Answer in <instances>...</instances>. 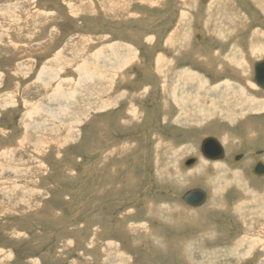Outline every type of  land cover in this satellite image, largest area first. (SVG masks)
<instances>
[{
  "label": "rangeland",
  "instance_id": "rangeland-1",
  "mask_svg": "<svg viewBox=\"0 0 264 264\" xmlns=\"http://www.w3.org/2000/svg\"><path fill=\"white\" fill-rule=\"evenodd\" d=\"M71 1L91 5L87 12L73 15L65 0H0V5L9 3L18 10L14 12L17 19L0 13V154L9 150V157L0 156V199L13 198L9 212L0 213V264H110L105 259L108 244L125 264H264V249L260 253L256 245L258 240L264 242V229L258 228L264 227V218L255 213L253 222H247L253 233H247L234 214L237 205L245 212L256 211L264 195V174L253 172L264 154V99L254 97L261 89L249 80L252 64L264 57V32L254 38L262 51L247 49L250 30L258 26L264 31L263 18L252 11L249 0H230L251 18L250 24L255 20L252 27L249 24L243 33L237 32L236 56L228 46L221 48L218 41L210 40L203 28L210 0ZM250 1L264 15V0ZM160 3L162 9L155 7ZM219 8L214 12H220ZM25 11L31 12L30 18ZM236 12L241 29L245 16ZM181 14L187 23L194 22L186 25L189 50L170 52L169 36L163 46L165 36ZM150 35L155 37L150 40L153 43ZM123 43L133 45L139 55ZM175 43L181 46L182 41ZM115 44L134 52L136 61L121 64L116 60L110 67L107 62L98 63L92 72L95 77L101 74L96 78L101 89L95 83L80 84L82 72L77 67L84 60H89L87 65L99 62L95 55H108L107 47L115 51ZM216 47L221 49L219 55L212 53ZM159 55L170 60L174 72L197 74L203 91L211 87L209 81L236 75L243 84L247 80L250 88L224 79L231 85L230 93L190 124L178 118L174 94L169 95L165 87L174 82V75L162 83L155 71ZM229 55L236 56L237 62L224 66ZM117 66L108 86L103 75ZM190 87V92H197ZM41 102L54 109L62 102L73 103L75 113L71 116L69 110L70 116L66 115L68 120L77 117L70 124L75 128L73 138L62 139L67 123L55 127L57 123L49 118L48 127L61 135L59 143L29 135L25 123L37 119V112L32 111V120L24 116L28 106L34 110ZM220 102L228 107L221 108ZM211 136L225 144L227 155L217 161L222 165H213L200 153L201 141ZM223 136H229V144ZM38 140L40 152L32 147ZM239 153L244 155L243 162H232ZM190 157H197V162L186 166L184 161ZM23 163L29 164V170H19ZM233 175L237 178L231 183ZM214 180L220 181L215 184L217 197L210 189ZM192 188L207 192L203 206L195 208L182 201ZM251 240L253 245L247 242ZM235 242L237 252L228 254Z\"/></svg>",
  "mask_w": 264,
  "mask_h": 264
},
{
  "label": "bare ground",
  "instance_id": "bare-ground-1",
  "mask_svg": "<svg viewBox=\"0 0 264 264\" xmlns=\"http://www.w3.org/2000/svg\"><path fill=\"white\" fill-rule=\"evenodd\" d=\"M109 1V0H108ZM220 1V0H219ZM65 2H66V5L69 7V12L71 13V14H73V15H76V14H80V13H82L84 10H86L85 12H87V8L89 9V7H90V5L91 4H89L88 2H85V3H79V4H76L74 1H71V0H68V1H66L65 0ZM160 2V1H159ZM221 2H223L222 0H221ZM108 3V2H107ZM13 5V4H12ZM9 7V8H8ZM29 7V6H28ZM108 8H109V10L111 9V7H109L108 6ZM212 8V7H211ZM224 8V7H223ZM104 10H105V6H104V8H103ZM264 8H262V10H263ZM15 11H18L17 10V7H15V8H13V9H11V6H10V4L9 3H3V4H1L0 5V13L4 16V17H10L11 19H14L13 17H15V19H17V17L15 16ZM22 11V10H21ZM106 11H108V10H106ZM113 11V10H112ZM111 13V12H110ZM116 13L117 12H114V14L116 15ZM223 14H224V12H222ZM37 14V13H36ZM216 14V13H215ZM27 15L29 16V18H30V16H31V12H26L25 11V16L27 17ZM112 15V14H111ZM217 15V14H216ZM32 16H33V13H32ZM45 16V15H44ZM43 16V17H44ZM36 17V16H35ZM36 20V19H35ZM45 20V19H44ZM215 22V21H214ZM218 23V22H217ZM219 24V23H218ZM39 25V24H38ZM218 28V27H217ZM256 32V31H255ZM256 34V33H255ZM253 35V38H255L257 35ZM179 38H180V36H179ZM182 38V37H181ZM252 38V40L254 41V39ZM185 39V38H184ZM177 40H175V42H176ZM187 41V40H186ZM169 42V41H168ZM171 42V41H170ZM173 42V41H172ZM250 43H251V40H250ZM168 44V43H167ZM251 45H252V43H251ZM254 45H255V47H253V48H251V51L252 52H256V51H260L261 49L260 48H258V46H257V44L254 42ZM115 46V51H114V49L112 48V46L110 45V46H108L107 48L109 49V51H111L108 55H103V53H97V55H95V59L96 60H99V62H97V61H95V62H89V65H87V63L86 62H88L87 60H84L81 64H80V66L79 67H77V70L78 69H81L80 70V72H82V74H81V78L82 79H79V82H80V80H81V82H80V84H82V85H84L85 83H90V84H96L97 85V83H98V80L96 79L97 77H99L101 74H99V75H97V77H95V75H94V73L92 72V70H95V69H97V67L96 66H99V64L98 63H104V62H107V64H109V67L110 66H112L114 63H115V61L117 60L118 61V63L119 62H121V64L122 63H129V62H134V61H136V59H135V54H134V52H131V51H129V50H127V48L125 49V48H122V47H120L118 44H115L114 45ZM182 46V45H181ZM184 48V47H183ZM257 50H256V49ZM129 49V48H128ZM253 49V50H252ZM262 51V50H261ZM258 54V53H257ZM241 56V55H240ZM116 57V58H115ZM115 58V59H114ZM55 59V58H54ZM228 60L230 61V63H232V62H237V57L236 56H229L228 57ZM240 60V59H239ZM58 61V60H57ZM56 61V62H57ZM101 61V62H100ZM109 61V62H108ZM86 63V64H85ZM170 63V60H167L165 57H163L162 55H159V57H157L156 58V60H155V71H157V73H158V75L161 77V81H162V83L166 80V79H170L171 78V76H173L174 75V82H172V84L170 83L169 85L170 86H168V85H165V87L166 88H168L167 90H169V92H167V93H169V95H171L172 93L174 94L172 97L173 98H175L174 99V101L177 103L176 105H177V107H178V109L180 110V112H178V118H180V120H182L183 121V119H184V121L186 120H188V123H192V122H194L195 120H197V118L199 117V116H201L202 115V113H203V111H205L206 109H209L210 108V106H212V105H214V104H216L217 102H219L220 100H222L223 98H224V96H225V93H230V91H231V88H230V86L231 85H228L229 84V82L228 81H222L221 83H219V84H216V85H214V86H211L208 90H206V91H203L202 89H201V87H202V81H201V79L199 78V76L196 74V76H194V73L192 72V71H189V73H188V71L187 72H185V71H182V72H180V73H176V72H174L175 70H173V67H171L172 66V64L170 65L169 64ZM120 65V64H119ZM118 65V66H119ZM116 67V68H114L113 69V71H111V74H109V73H107V72H105L106 73V75L104 76L103 75V78L105 79L104 81H106V82H108V86H109V81H111V78L109 79V76H114L113 75V73L112 72H117L118 71V69H119V67ZM118 68V69H117ZM253 68H254V65H253ZM43 70H45V72H48L47 70H46V68L45 69H43ZM49 70V69H48ZM53 71V70H52ZM51 71V72H52ZM79 71V70H78ZM178 72V71H177ZM165 73L167 74V75H165ZM254 73V72H253ZM42 75H43V72H42V74H40V76H41V78H42ZM52 75V74H51ZM52 79H54V76H52V78L50 79V80H52ZM78 79V78H77ZM114 79V78H113ZM177 80L180 82V84H178L177 83ZM77 81V80H76ZM252 83L254 84V82L252 81ZM192 85V86H194L195 88H197V92H190L191 91V87H190V85ZM77 86H78V84H76ZM100 85V84H99ZM99 85H97V88H99V89H101V87L99 86ZM255 85V84H254ZM57 86V85H56ZM80 86V85H79ZM222 86V87H221ZM256 86V85H255ZM59 87V86H58ZM257 87V86H256ZM77 88V87H76ZM76 88H75V92H76ZM171 88H173V89H171ZM68 89V88H67ZM165 89V88H164ZM243 89H241V91H242ZM58 91V90H57ZM53 94V93H52ZM241 95H242V92H241ZM51 96V95H50ZM53 96H56V94L55 95H53ZM57 97L59 98V97H61V95H57ZM66 97H70V96H64V99H66ZM110 97V96H109ZM6 99H7V97H5ZM55 98V97H54ZM71 98V97H70ZM0 99H2V97H0ZM50 99H51V97H50ZM53 99V98H52ZM9 100V99H8ZM55 100V99H54ZM56 100H57V98H56ZM65 101V100H64ZM264 101V100H263ZM63 103V102H62ZM62 103L60 104V105H62ZM37 104V103H36ZM59 105V104H58ZM57 105V110L56 109H54L53 107L54 106H52V107H50V106H46V105H42V102H41V104H39V105H35V109L34 110H32L31 108H29V106H28V113H26L27 115L26 116H24V118H25V120H26V118H30L31 120L33 119L32 117H31V113H32V111H36L37 112V119H33L32 120V122H30V123H25V127H26V130H28V131H30V134L29 135H31V134H35V136L37 135V138L39 139V140H41V138H45L46 139V143H50L51 142V140H54L56 143H59L60 142V140L61 139H59V137H61V135L58 133V131L56 130V128H50V127H48V122H47V120H48V118L50 119V122L51 121H55V123H57L56 125H55V127H59V125H58V123L60 124L62 121L64 122V123H67L66 125H67V127H66V125L64 126V127H62V128H64V130H66L65 132V134L63 135V138L62 139H64L65 141L68 139V137L69 138H73V136L75 135V128L74 127H72V126H70V124L71 125H73V124H75L74 123V121L76 120V116H73L72 118H70V120H68L69 118L66 116V115H68L69 114V110L72 112V105H73V103L72 102H65V105H62L61 107H60V105L58 106ZM202 105H204V107L202 106ZM253 106L254 105H257V104H252ZM264 105V104H263ZM220 107L221 108H227L228 107V105L225 103V102H220ZM65 109V110H64ZM205 109V110H204ZM40 110V111H39ZM75 109H73V112L71 113V116H72V114L73 113H75ZM64 112H65V114H64ZM207 113L209 114V115H211V111L210 110H208L207 111ZM207 113H206V115H207ZM43 116H44V118H43ZM69 116H70V114H69ZM29 119V120H30ZM175 119V118H174ZM36 120V121H35ZM179 120V121H180ZM231 120H232V118L230 119V122H231ZM181 122V121H180ZM52 124H53V122H51ZM184 124H186V123H184ZM70 126V127H69ZM61 128V129H62ZM27 133V132H26ZM224 137V136H223ZM229 137V136H228ZM227 136H225L223 139H224V142L225 143H228L229 142V138H228ZM36 138V137H35ZM35 138H34V140H35ZM214 138V137H213ZM28 139V138H27ZM31 139H32V137H31ZM216 139V138H215ZM221 139H222V136H221ZM34 140H32V141H34ZM37 141V142H35V145H33L32 147L35 149V151H38V152H40V147L42 146V145H38V143L40 142V141ZM217 140V139H216ZM31 141V142H32ZM69 141V140H68ZM218 141V140H217ZM27 142H30V140H28ZM219 142V141H218ZM223 142V143H224ZM41 143V142H40ZM220 143V142H219ZM220 144H222V143H220ZM229 144V143H228ZM225 145V144H224ZM223 145V146H224ZM222 146V145H221ZM222 146V147H223ZM228 145H226L225 147H227ZM228 147H230V148H232L231 146H228ZM44 148V147H43ZM224 148V147H223ZM3 150V149H2ZM199 150H200V146H199ZM224 151H225V148L223 149ZM200 153H201V155H202V157H204L205 159H207V160H211L210 161V163H214L213 165H215L216 164V166H217V164H221L220 162H222V161H220V162H217L218 160H223L224 158H225V155H227L226 154V151L224 152V157H223V159H219V158H216V159H210V158H207V157H205L203 154H202V152H201V150H200ZM6 157V156H8L9 157V150H8V152H6V151H2V153L0 154V156L1 157ZM263 157H264V154L262 155V160H260L262 163H263V165H264V162H263ZM244 158V157H243ZM187 159H192L194 162L193 163H191L189 166H192L193 164H195L196 162H197V157H190V158H187ZM186 159V160H187ZM24 160V159H23ZM243 160L244 159H242L241 161L243 162ZM236 161V160H235ZM29 162V161H28ZM185 162V161H184ZM32 163V162H31ZM30 163V164H31ZM202 163V162H201ZM208 163V162H207ZM224 163V162H223ZM204 165H206V164H204ZM208 165V164H207ZM222 165V164H221ZM29 166V164H27V163H23L22 165H21V169L19 168V170H22V172L26 169V167H28ZM210 166V165H209ZM219 166V165H218ZM8 167V170H9V165L7 166ZM208 167V166H207ZM13 168V167H12ZM203 168H205V167H203ZM213 168V167H212ZM221 168H222V166H221ZM6 169V168H5ZM216 169V168H215ZM27 170H29V167H28V169ZM204 171H205V169H204ZM218 171H221V170H218ZM163 172V171H162ZM166 171H164V173H165ZM191 172V171H190ZM193 172H195V171H193ZM213 172V171H212ZM226 172V171H225ZM234 172V171H233ZM29 172H27V174H28ZM202 173V172H201ZM215 173V172H214ZM217 173V172H216ZM236 173H238V172H236ZM194 175V173H191L190 174V176L192 177L193 175ZM196 174V173H195ZM206 174V173H205ZM213 174V173H212ZM233 174V173H232ZM203 175V174H202ZM201 175V176H202ZM214 175V174H213ZM237 175V174H236ZM236 175H233L232 177L230 176V182H231V180H232V178L235 180L237 177H236ZM168 176L169 175H167V178H168ZM195 176V175H194ZM196 176H197V174H196ZM218 176V175H217ZM239 176V175H238ZM179 177H180V180H182L183 181V178L181 177V175H179ZM187 177H188V175H187ZM205 177H206V175H205ZM220 177V176H219ZM236 177V178H235ZM165 178H166V176H165ZM182 178V179H181ZM210 179V178H209ZM222 179V178H221ZM227 179V178H226ZM212 180V179H211ZM181 181V182H182ZM215 182H211V188L210 189H212V191H213V194L217 197V195H218V189H219V187L217 186V185H215V184H217V182H220V181H218V180H214ZM238 181H239V179H238ZM176 182V181H175ZM207 182V181H206ZM205 182V183H206ZM233 182H235V181H233ZM209 183V182H208ZM232 183V182H231ZM245 183V182H244ZM239 185V184H238ZM237 185V186H238ZM241 185H242V183H241ZM246 185V184H245ZM240 186V185H239ZM239 188V187H238ZM201 189V188H200ZM203 190V189H202ZM2 192H3V190H2ZM5 192H7V191H5ZM249 192V191H248ZM9 193V192H8ZM254 193V192H253ZM10 197V196H9ZM8 196H7V198L6 197H4V199H0V213H2V211L4 210V212L5 213H8L9 212V203L10 204H12V202H11V200L13 199H10ZM5 199H7L6 201L7 202H5L4 200ZM181 199H182V197H181ZM207 199V198H206ZM213 199H215V198H213ZM260 200H261V206L259 207V208H257L256 209V211H254V210H251L252 211V213L251 212H248V211H243L244 209L241 207L242 205H240L239 207H238V205H237V207L235 208V211H234V214L235 215H237V216H239V218H240V221H241V225H242V227H243V230L245 231V232H252L253 233V231H252V225L251 224H247V222H248V220H251L252 221V219H254V215H255V213L256 214H259L258 216H260L259 218H264V195H261V197L259 198ZM183 201V200H182ZM242 201V200H241ZM23 202V201H22ZM184 202V201H183ZM207 201H205V203H206ZM214 202V201H213ZM185 203V202H184ZM204 203V204H205ZM25 206H27V203H23ZM203 204V205H204ZM188 205V204H187ZM202 205V206H203ZM201 207V206H200ZM180 208V207H179ZM196 208V207H195ZM2 209V210H1ZM233 212V211H232ZM248 212V213H247ZM180 214V213H179ZM182 215V214H181ZM256 218V217H255ZM258 220H256V222H257ZM253 222V221H252ZM258 223V222H257ZM263 224V223H262ZM264 225V224H263ZM258 228H262V229H264V227H260L259 225H258ZM259 230V229H258ZM264 232V231H263ZM243 233V232H242ZM250 234V233H249ZM256 234V233H255ZM257 235V234H256ZM259 235V234H258ZM210 236V235H209ZM208 237V236H207ZM206 237V238H207ZM135 238V237H134ZM209 238V237H208ZM211 238V237H210ZM245 238V237H244ZM135 240H138V238L136 237V239ZM253 240V239H252ZM247 241L250 245L252 244V243H254L255 241ZM243 241V240H242ZM241 241V242H242ZM246 242V243H247ZM243 244V243H242ZM111 244H108L107 245V250H105L106 252L105 253H107V256H106V260H108V261H110V264H125L124 263V261H123V259L124 258H121L122 256L116 251V249H115V247L113 248L114 250L112 251L111 250V248H108V247H111L110 246ZM114 245V244H113ZM238 245V243H234V245L230 248V250L228 251V254L230 253L231 255H234L235 254V252H237V249H236V246ZM253 245V244H252ZM258 247H260V249L261 250H259L260 251V253H261V251L264 249V242H262L261 240L259 241H257V244H256ZM246 247V246H245ZM245 247H243V248H245ZM253 248V247H252ZM257 249V248H256ZM255 250V249H254ZM258 250V249H257ZM249 252V251H248ZM263 252H264V250H263ZM0 253H1V251H0ZM200 253V252H199ZM201 255H202V257L203 256H205L206 254H205V252H201ZM111 256V257H110ZM263 258V257H262ZM221 261V260H220ZM262 261V260H261ZM105 262V261H104ZM204 262V261H203ZM210 262V261H209ZM259 263H260V261H259ZM203 264V263H202ZM213 264H215V263H213Z\"/></svg>",
  "mask_w": 264,
  "mask_h": 264
},
{
  "label": "crops",
  "instance_id": "crops-1",
  "mask_svg": "<svg viewBox=\"0 0 264 264\" xmlns=\"http://www.w3.org/2000/svg\"><path fill=\"white\" fill-rule=\"evenodd\" d=\"M224 2H225V4H222L221 3V0L219 1V0H210V2L208 3V6L206 7V11L207 12H209V13H207L206 12V14L204 13V15H205V17H204V15H203V28H204V30L206 31V33H208L207 35L208 36H210L209 38H211L210 40H214V41H218L219 42V45H220V47L221 48H225L226 46H228L227 47V49L229 50L230 48H231V51H233L234 53H236V56H237V50H238V46L235 44V45H233V43H234V41L235 40H237V32H241V33H243L245 30H246V28H247V25H249L250 24V20H251V18H248V17H246L244 14H243V12H242V10L240 9V8H238V6H237V4L236 3H234L233 1L231 2L230 0V2H228V0H223ZM218 3L221 5L220 6V8H219V6H218ZM249 3H250V5L253 7V9H255V10H252V11H255L256 12V15H259V16H261L262 18H263V21H264V15L263 14H261L259 11H258V9L252 4V1H250L249 0ZM155 5V7H159L160 9H162V7H163V5H162V3H160L159 5L158 4H154ZM151 6V5H150ZM151 7H154V6H151ZM212 7V8H211ZM216 7H218L219 8V11L220 12H214L215 10V8ZM224 7V8H223ZM126 8V7H125ZM158 8V9H159ZM192 9V8H191ZM196 9V8H195ZM126 10H127V8H126ZM193 11H194V9H192ZM237 10H239L244 16H245V21H246V23L243 25V27L241 28V29H238L239 27V25H238V23H237ZM222 12H224V14L222 13ZM217 15H216V14ZM252 13V12H251ZM183 15H184V12L182 13ZM181 14V16H180V18H179V20H177V23L175 24L176 26L173 28V30L169 33V34H167L166 36H165V40H164V44H163V46H165V41H166V39H167V37L169 36V41H171V42H169V44H168V48H170L169 49V51L170 52H172V51H174L175 53H177V50H178V52L179 51H183V52H188V50L189 49H186L187 48V44H185V39L186 38H188L189 36H188V32H187V30H188V28H186L187 26V24L188 25H193V23L194 22H190V23H187V20H185L184 21V19H185V17L183 16ZM220 14H223L224 15V17L221 15V16H219ZM128 15H130V12L128 11ZM128 15H125V16H128ZM137 15V14H136ZM255 16V15H254ZM223 17V18H222ZM215 21V22H214ZM219 24H218V23ZM253 22H255V20L253 19L252 21H251V24H254ZM251 24H250V26H251ZM218 27V28H217ZM252 27V26H251ZM251 29V28H250ZM256 31V32H255ZM261 32H264L260 27H254L253 29H251L250 30V34H249V37H248V41H247V45H248V47H247V49L248 50H250L251 49V47H250V40H251V43L253 44V46H252V48L253 47H255V45H254V41L252 40V38H253V35L255 34V35H257V36H260V34H261ZM179 36H180V38H179ZM182 37V38H181ZM150 39H149V41L150 40H153V41H155V37L154 36H152V35H150V37H149ZM185 38V39H184ZM254 39V38H253ZM175 40H180V41H182V46H180L179 44H177L176 45V43H175ZM187 40V39H186ZM146 41V43H148L147 42V40H145ZM153 41L151 42V43H153ZM173 41V42H172ZM189 42H190V40H189ZM263 42V41H262ZM124 44V43H123ZM171 44H172V47H171ZM124 45H127V47L129 48H131V50L132 49H134V50H136V51H138V49H135V47L133 46V45H131V44H127V43H125ZM151 45V44H150ZM262 45H264L263 43H262ZM152 46V45H151ZM184 47V48H183ZM129 48V49H130ZM259 48V47H258ZM227 50V51H228ZM253 50V49H252ZM181 51V52H182ZM220 52H221V49L220 48H218V47H216L215 48V51L214 52H212L213 53V55H219L220 54ZM139 51H138V55H139ZM256 53V52H255ZM180 54V53H179ZM231 55V54H230ZM229 55V56H230ZM233 55V54H232ZM205 56H208V55H206L205 54ZM199 60H201V63H202V61H203V63L204 64H206V61H204V60H202V59H199ZM215 60V59H214ZM262 60H264V57L263 58H261V59H258V60H256L253 64H252V73L254 72V68H253V65L256 63V62H259V61H262ZM200 62V61H199ZM229 62L230 61H226L225 63L224 62H222L223 64H224V66L225 65H227V66H229L228 64H229ZM202 63V64H203ZM203 64V65H204ZM213 62L211 63V66L213 67ZM230 67V66H229ZM206 69H210V68H208V67H206ZM194 71V70H193ZM196 72V71H195ZM199 74H202V73H200V72H198ZM203 77H204V74L202 75ZM214 77H216V76H214ZM218 77V76H217ZM253 77H254V73H253V76L251 77L252 78V80L251 79H249L251 82L253 81ZM224 79H228L227 77H223V78H220V79H217V81L216 82H214V83H210V81L208 82V84L209 85H211V86H214V85H216V84H219V83H221ZM247 79V78H246ZM229 81H232V80H234V81H232V82H236L237 84H239V83H241V84H239L240 86H243L244 85V87L246 88V89H249L250 87L247 85V80H246V82H244V84H243V82L242 81H239L238 80V75H236L235 76V78H233V79H228ZM243 81H245V79H243ZM243 84V85H242ZM238 86V85H237ZM260 92H261V94H257L256 96H254V95H252L251 94V96H254V97H256V99H264V90H260ZM261 113H264V111L263 112H261ZM161 180H163L162 178H160ZM193 189V188H192ZM201 189H203V188H201ZM190 190V189H189ZM204 190V189H203ZM205 191V190H204ZM206 192V191H205ZM206 195H207V192H206ZM208 197V196H207ZM208 200V199H207ZM206 200V201H207Z\"/></svg>",
  "mask_w": 264,
  "mask_h": 264
},
{
  "label": "water",
  "instance_id": "water-1",
  "mask_svg": "<svg viewBox=\"0 0 264 264\" xmlns=\"http://www.w3.org/2000/svg\"><path fill=\"white\" fill-rule=\"evenodd\" d=\"M254 77L253 82L254 84L260 88L261 90H264V60L256 62L254 64ZM200 150L202 154L210 159H223L224 157V150L221 144L213 137H206L201 141L200 144ZM194 161L192 159L185 160L184 164L186 166H189ZM254 172L257 175H263L264 174V165L263 163L258 160L254 167ZM207 195L206 192L200 188H193L190 190H187L182 195V200L192 206V207H200L202 206L206 201Z\"/></svg>",
  "mask_w": 264,
  "mask_h": 264
},
{
  "label": "flooded vegetation",
  "instance_id": "flooded-vegetation-1",
  "mask_svg": "<svg viewBox=\"0 0 264 264\" xmlns=\"http://www.w3.org/2000/svg\"><path fill=\"white\" fill-rule=\"evenodd\" d=\"M211 137H214V136H211ZM214 138H216V137H214ZM217 139V138H216ZM218 140V139H217ZM201 144V143H200ZM200 146V145H199ZM224 149V148H223ZM262 152H264L263 150H261ZM260 151V152H261ZM225 152V151H224ZM260 154V153H259ZM226 157V156H225ZM244 157V155L242 154V153H239V154H237V155H235L233 158H232V162H238V161H240V160H242V158ZM241 158V159H240ZM236 160V161H235ZM209 161H211V160H209ZM258 161V160H257ZM257 161H256V163H257ZM255 163V164H256ZM255 164H254V166H253V172H254V167H255ZM255 173V172H254ZM256 174V173H255Z\"/></svg>",
  "mask_w": 264,
  "mask_h": 264
}]
</instances>
